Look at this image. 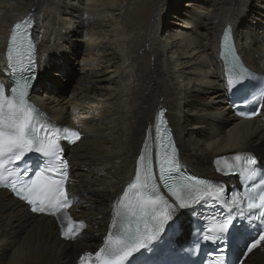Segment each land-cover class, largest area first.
<instances>
[{"label": "bare ground", "instance_id": "bare-ground-1", "mask_svg": "<svg viewBox=\"0 0 264 264\" xmlns=\"http://www.w3.org/2000/svg\"><path fill=\"white\" fill-rule=\"evenodd\" d=\"M182 2L0 0V75L13 25L33 19L40 64L34 101L84 135L68 158L71 213L86 224L65 242L53 219L30 214L0 190V264H77L94 254L137 158L154 143L160 108L191 172L218 180V156L254 152L264 160V111L254 121L235 116L219 59L231 25L249 68L264 76V0H192L183 10ZM72 59L81 60L80 74ZM65 82H75L70 94L61 92ZM244 264H264V243Z\"/></svg>", "mask_w": 264, "mask_h": 264}, {"label": "snow or ice", "instance_id": "snow-or-ice-1", "mask_svg": "<svg viewBox=\"0 0 264 264\" xmlns=\"http://www.w3.org/2000/svg\"><path fill=\"white\" fill-rule=\"evenodd\" d=\"M30 23L31 21L26 22L24 28L27 29ZM21 27L20 23L14 26L7 49V67L13 74L12 86L6 89L0 83V187L9 188L16 197L30 206L33 213L52 215L59 220L58 214L70 206L64 189L67 175L61 171V178L57 180L46 173L57 160L61 161L64 168L67 167V162L60 157V140L63 137L64 140L75 143L80 139V133L54 125L46 127L40 123L39 113L28 95L37 77L36 45L25 31L22 36L27 41L26 48L23 45L17 47L16 30ZM224 39L227 41V35ZM236 76L243 79L244 73L238 72ZM236 83L231 75L227 78L229 90ZM163 117L162 110L155 125L156 136L163 147L158 157L157 171H153V165L145 155L139 156L135 180L123 193L124 198L128 197L129 192L132 193L131 202L125 203L123 198L118 201L127 210L116 214L119 220L114 217L111 225L115 231L107 233L103 246L94 254L82 255L80 264H92L93 258L96 264H142L145 259L147 264H167L162 257L169 250L171 242L165 244L161 241L155 248L152 245L160 238L165 224L171 219L169 209H187L189 204H199L201 201L208 204L206 197L217 204L222 203L226 211L222 217L210 218L215 222L207 223L206 232L200 237L203 241H212L218 245L205 264H225L224 258L231 241L245 240L241 259L264 241V186L259 191L255 186L245 187L244 192H233L231 196L220 185L207 181L199 182L205 185L203 188H193L190 181L179 177L177 149L173 142L168 139L165 145V137H170V130L165 128L161 135ZM26 153L38 154L47 161V165L35 169L31 166L22 167V163H27L24 160ZM232 159L240 161L242 157L235 155L218 158L216 164L219 165L223 160L225 167L217 170L229 174L227 169L233 165L228 161ZM140 162H144L143 172L140 171ZM247 162L257 163L250 154L247 155ZM257 171L250 170L251 176H255ZM5 173L12 179L6 181ZM261 175L264 178V173ZM161 188L174 198L171 203L161 192ZM74 224H78L77 230H74ZM85 227L84 222H74L68 217L67 226H61V235L66 239H75ZM256 228L259 231L251 239H246L248 231ZM207 232L213 235H208ZM148 253L161 259L153 260L147 256Z\"/></svg>", "mask_w": 264, "mask_h": 264}, {"label": "rangeland", "instance_id": "rangeland-1", "mask_svg": "<svg viewBox=\"0 0 264 264\" xmlns=\"http://www.w3.org/2000/svg\"><path fill=\"white\" fill-rule=\"evenodd\" d=\"M192 0H183L182 2V5L180 8H182V10L184 9V7L190 3ZM176 2L173 3L172 7L175 6ZM172 15V14H171ZM171 15H167L166 18H165V24L168 25V23H170V21H172L173 17ZM163 22V21H162ZM175 25H171V27H174ZM78 35H75L74 37H76ZM76 42V41H74ZM58 51V49H57ZM71 64L70 66L72 67L73 71L76 73V74H80L79 73V70L81 68V60L78 59V60H75V59H72L71 60ZM79 65V66H78ZM73 87H75V82L72 83V82H65L63 84V88L61 89V92L64 93V94H70L72 91H73ZM232 112H234L233 110H231ZM260 159H262L261 157H259Z\"/></svg>", "mask_w": 264, "mask_h": 264}, {"label": "water", "instance_id": "water-1", "mask_svg": "<svg viewBox=\"0 0 264 264\" xmlns=\"http://www.w3.org/2000/svg\"><path fill=\"white\" fill-rule=\"evenodd\" d=\"M36 73H37V77H36V80H35V82H34V87L37 85V83H38V79H39V76H40L39 56H38V62H37ZM189 207H190V205H189ZM189 207H188V208H189ZM188 208H187V209H179V208H177V209H178V210H182L183 215H186V214H187V211H188ZM177 209L172 210V211H169V213L171 214V217H172V218H180V217H181V215H177V214H175V213L178 212Z\"/></svg>", "mask_w": 264, "mask_h": 264}]
</instances>
